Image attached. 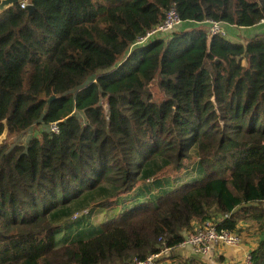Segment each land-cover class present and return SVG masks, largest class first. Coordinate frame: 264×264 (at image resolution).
I'll use <instances>...</instances> for the list:
<instances>
[{
	"label": "trees",
	"instance_id": "obj_1",
	"mask_svg": "<svg viewBox=\"0 0 264 264\" xmlns=\"http://www.w3.org/2000/svg\"><path fill=\"white\" fill-rule=\"evenodd\" d=\"M29 4L0 16V264H130L248 219L264 264V32L186 30L256 27L264 0ZM172 9L181 28L146 39ZM87 204L115 214L62 225Z\"/></svg>",
	"mask_w": 264,
	"mask_h": 264
},
{
	"label": "built area",
	"instance_id": "obj_2",
	"mask_svg": "<svg viewBox=\"0 0 264 264\" xmlns=\"http://www.w3.org/2000/svg\"><path fill=\"white\" fill-rule=\"evenodd\" d=\"M28 1V3H27ZM29 0H24L20 3V7L25 9L28 7ZM208 25V34L210 36H222L227 37V32L224 29V23L219 22H204ZM175 9L170 10L166 14V18L163 24L155 31L148 35V38L155 36L157 33L170 34L179 30L182 26ZM143 43V42H142ZM50 132L58 134L59 129L57 124L50 125ZM89 211L84 210L72 216L71 221H77L82 217H88ZM241 243V238L237 233H231L227 231H218L216 225L208 221L205 224L194 228V233L187 234L184 237V241L178 246L182 249H189L193 253L201 256H209L214 250L215 246H233L237 247ZM165 246V245H164ZM177 247V248H178ZM173 251L171 248L164 247L159 253L147 257L145 260L135 259L130 264H165V261L170 258V254ZM163 259H166L163 261ZM245 264H251V252L245 254Z\"/></svg>",
	"mask_w": 264,
	"mask_h": 264
},
{
	"label": "rangeland",
	"instance_id": "obj_3",
	"mask_svg": "<svg viewBox=\"0 0 264 264\" xmlns=\"http://www.w3.org/2000/svg\"><path fill=\"white\" fill-rule=\"evenodd\" d=\"M28 3V1H27ZM191 30V29H190ZM167 34L164 33H157L155 36L156 37H165ZM227 38V37H226ZM151 91L154 95V99L160 103L162 101V93L159 90L158 87V80H156L151 87ZM32 131L27 133L25 136L22 137V141L26 140L30 135H31ZM11 139V136L9 137L8 140ZM197 167V165H195V168ZM193 174V173H192ZM167 178H171L179 179V182H175L177 184H171L170 186H167L168 190H171L172 188H175L177 185H179V187L183 186L185 183L189 182L191 183V180H194L196 178V176L194 175L192 178L186 177L185 173L180 174L178 177H167ZM178 187V188H179ZM158 193L156 191L153 192V194ZM148 199V198H146ZM133 200V198L131 199ZM129 202H132V201ZM84 208H87V210L89 211V215L87 217V219H85L91 226H99L102 225L104 222H106L107 218L111 215H114L115 213H112V211H107V210H102V209H96L93 205L87 204ZM82 208V209H84ZM80 209V210H82ZM86 210V209H85ZM216 218V217H215ZM219 218V216L215 219V221H217ZM70 220H64L62 225H69V224H73L70 222ZM242 223V226L238 228L237 233L239 235V237L241 238V243L239 246L237 247H233V246H215L214 250L212 251V253L209 256H201L198 255L196 253H191L189 249H182L180 247L176 248L175 250H173L170 254V258L169 259H174L175 261H181L180 264H187L190 261L188 259H185V255L186 253L184 252H190L191 254L189 256H187V258H191V257H195L198 260H203V261H198V264H245V254L247 253V251L244 253L242 260L241 261H237V263H235V259L236 257H233L232 255L226 254L228 252V250H234V252L240 249V247H242V245L247 244L248 239L250 238H254L255 236L259 235V226L253 221V219H248V220H242L240 221ZM239 222V223H240ZM198 222L194 223V227L198 226ZM191 234L193 232H190ZM183 251V252H182ZM194 254V255H193ZM166 259H163V261H165ZM197 264V261H195ZM191 263V262H190Z\"/></svg>",
	"mask_w": 264,
	"mask_h": 264
},
{
	"label": "crops",
	"instance_id": "obj_4",
	"mask_svg": "<svg viewBox=\"0 0 264 264\" xmlns=\"http://www.w3.org/2000/svg\"><path fill=\"white\" fill-rule=\"evenodd\" d=\"M200 26L204 27L205 29H209L208 25L205 23L202 24H188L186 26V30H193V29H197ZM224 29L227 32V39L230 42L233 43H241V44H247L251 39H253L256 35L261 34L264 32V22L256 27H252V28H239L236 26H230L227 24H224ZM11 139L8 140L7 142H12V140L14 138H16V135H10ZM8 136V139L9 137ZM242 226V223L240 222L238 224V228ZM261 235H257L254 238H250L248 239L247 244L242 245V247H240V249L234 252V250H228V252L226 254L232 255L233 257H236L235 259V263H237V261H241L242 257L244 255V253L247 251L248 252H252L258 245L259 241H260ZM175 250V249H174ZM183 252V251H182ZM191 253H193L192 251H190ZM190 252H184L186 253L185 255V259H188L190 262L187 264H196L195 261H203V260H198L195 257H191V258H187V256H189L191 253ZM194 255V254H193ZM203 257V256H202ZM181 261L179 260L178 262L175 261L174 259H168L165 261V264H180Z\"/></svg>",
	"mask_w": 264,
	"mask_h": 264
},
{
	"label": "water",
	"instance_id": "obj_5",
	"mask_svg": "<svg viewBox=\"0 0 264 264\" xmlns=\"http://www.w3.org/2000/svg\"><path fill=\"white\" fill-rule=\"evenodd\" d=\"M24 0H0V16L5 13L6 11L10 10L11 8L20 5V3ZM28 12L29 15H32L34 7L32 5H28ZM55 98H51L49 100V104L54 101ZM5 124V130L3 134L0 136V146H3L7 141H8V129L6 127V122Z\"/></svg>",
	"mask_w": 264,
	"mask_h": 264
},
{
	"label": "bare ground",
	"instance_id": "obj_6",
	"mask_svg": "<svg viewBox=\"0 0 264 264\" xmlns=\"http://www.w3.org/2000/svg\"><path fill=\"white\" fill-rule=\"evenodd\" d=\"M26 9V8H25Z\"/></svg>",
	"mask_w": 264,
	"mask_h": 264
}]
</instances>
